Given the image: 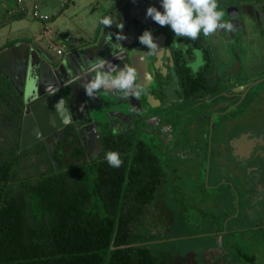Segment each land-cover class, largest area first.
Listing matches in <instances>:
<instances>
[{"label": "flooded vegetation", "instance_id": "flooded-vegetation-1", "mask_svg": "<svg viewBox=\"0 0 264 264\" xmlns=\"http://www.w3.org/2000/svg\"><path fill=\"white\" fill-rule=\"evenodd\" d=\"M259 2L264 3V0ZM241 3L237 6V14L230 11L226 3L218 5L219 10L225 12L224 21L231 23L232 29H218L208 37L201 34L195 41L188 37H175L169 26H160L144 14L142 21L135 20V28L139 29L128 37V44L118 51H113L108 56L110 58L108 63L117 68L125 65L134 66L141 83L145 82L147 76H151V80L145 84L147 93L140 98L130 96L128 99H122L113 91L101 90L104 94L97 93V96L92 97L87 103L85 96L84 101L79 98L76 106H71L66 99L65 104L69 112L66 119L69 122L64 123L63 120L60 127L58 124L54 127L49 126L44 135L38 133V137H33L26 145H22L21 140L22 120L26 107L17 91L23 102L22 108L17 109V114L9 108V114L0 118V157H6L7 148L13 144L12 133L18 125L19 115L21 135L18 153L25 148L28 149L27 154L23 156L33 166V162L38 163L41 160L45 163L50 159L47 155L50 156V151L55 148L59 149L61 155L78 148L85 159L97 157L102 151L101 138L112 132L113 128H120L121 132L138 130L141 135L143 125L148 124L150 128L153 124L165 120L161 128L163 145L162 142H152L148 135L143 138L154 145L155 150L159 146V151L167 154V158H161L166 172L170 173V177L166 176V181L168 179L175 182L180 176L177 174L178 165L174 161L177 156H169L167 150L174 145L175 134L180 136L183 133L178 124L176 127L179 118H192L195 115L200 122L199 146L193 148L187 146L189 152L182 157L186 159L190 155L195 160V167H199L197 171L200 170L202 159H205L207 169L204 178H200L199 171L197 175L194 174V179L199 176L197 179L199 184L195 188L201 193H206L205 189L209 188H222L223 200L227 203L224 211L229 214L223 221L225 228L233 218L238 219L241 216L242 208L246 204L250 205V208H246L247 214L255 219L245 227L236 228L231 225L229 230L226 228L222 231H211L210 234L219 239L220 243L226 244L228 239L227 244L234 245V238L238 232L248 234L249 231H263L264 85L260 84L264 79L257 84L254 82L264 77L249 74L252 64L244 60V55L245 48L250 42L248 37L250 31L255 30L261 35L258 42L263 46L260 39L264 36V26L260 20L261 9L252 19L248 17L245 8L246 0H242ZM262 12L264 16V10ZM259 27L261 29H258ZM145 30L152 32L154 40L159 45V49L154 52L148 51L147 46L141 44L138 39ZM196 52L202 54L204 63L194 74L189 63L195 61ZM171 119L175 121L171 122L173 121ZM167 122L173 123L174 127H168ZM73 140L74 145L69 143ZM93 142L95 145H92ZM211 167L213 176L218 178L213 184L209 182ZM168 181L157 191L161 192ZM204 185H207V188ZM173 190L174 187L171 188L170 194ZM240 201L244 205H241ZM153 204L147 208V221ZM197 207L201 208V205ZM211 222L215 224L216 220L212 218ZM226 232H230L227 234L229 238H225ZM245 237L251 238L250 234ZM222 251L231 255L225 247H222Z\"/></svg>", "mask_w": 264, "mask_h": 264}, {"label": "trees", "instance_id": "trees-1", "mask_svg": "<svg viewBox=\"0 0 264 264\" xmlns=\"http://www.w3.org/2000/svg\"><path fill=\"white\" fill-rule=\"evenodd\" d=\"M0 99L13 103L8 106L14 114L23 106L1 73ZM17 118L13 144L6 157H0V264H162L150 242L162 236H148L141 227L147 222V208L161 196L158 188L170 177L155 146L138 130L108 132L101 138L99 156L85 159L78 148L61 155L55 148L47 163L39 160L45 168L34 169L23 156L29 150L18 153L20 115ZM109 150L121 154L119 168L104 160ZM175 190L172 197L178 196ZM228 217L225 211L214 215L211 231L229 230L231 225L225 228L223 223ZM227 241L224 245L236 260L255 261L254 254ZM195 248L177 253L183 251L184 256Z\"/></svg>", "mask_w": 264, "mask_h": 264}, {"label": "crops", "instance_id": "crops-1", "mask_svg": "<svg viewBox=\"0 0 264 264\" xmlns=\"http://www.w3.org/2000/svg\"><path fill=\"white\" fill-rule=\"evenodd\" d=\"M59 2L21 0L22 8L15 12L17 0H0V73L13 84L21 97L22 93H28L26 113L22 120L21 140L24 145L31 142L33 137H38L42 130L47 131L46 128L60 124L69 116L65 104L67 100L71 106H76L79 98L83 101L86 99V103L90 101L92 97L87 96L83 88L88 76L76 79V74L95 64L101 57L106 59L113 51H118L128 44V37L139 29L135 28V20L142 21L148 6L161 7L159 0H114L110 7H105L107 5H103V0H93L95 4L91 8L92 17L88 14L90 20L84 21L78 11L70 17L73 24L71 27L72 25L63 24L61 19L68 15L70 9L76 7L77 1L71 0L66 4L67 7L60 6ZM241 2L242 0H217L218 5L226 3L228 9L236 14L237 6ZM34 4L38 5L42 14L51 16V19H37L42 24L32 29L20 22L28 16ZM245 8L248 17L253 19L257 12L264 8V3L259 0H246ZM109 16L117 17V24L123 22V28H117L115 24L104 26L100 23L103 18ZM119 32H123L124 39H118ZM58 49L62 50L61 54L57 53ZM68 55L72 61L78 62L76 72L73 66L66 62ZM52 89L57 91L50 92ZM102 93L104 94V91L99 92L100 95ZM157 206H160L159 201ZM150 222L149 219L146 225H150ZM171 225L169 223L167 227L170 228ZM222 247L214 244L204 246L199 255H203V259L209 258V264H215L218 259L219 262L221 258L224 259ZM233 258L235 259L234 256ZM234 261L233 264H238V260Z\"/></svg>", "mask_w": 264, "mask_h": 264}, {"label": "rangeland", "instance_id": "rangeland-1", "mask_svg": "<svg viewBox=\"0 0 264 264\" xmlns=\"http://www.w3.org/2000/svg\"><path fill=\"white\" fill-rule=\"evenodd\" d=\"M76 1V7L70 9L68 11V15L62 17L61 19L63 24H67L69 26L72 25L71 27H73V24H71V18L78 11L82 15V19H84V21H89L90 17H92L90 13L93 11L91 8L94 7L93 4H95L93 0ZM102 3L103 5H107L105 7H110L114 3V0H103ZM59 5L61 6L62 2H59ZM67 6L68 5H66V7ZM262 10H264V8L260 10V20H262V24L264 26V16ZM22 19L23 20L20 22V24L31 27L32 29L37 27L38 24H42L39 22V20L32 16L31 12L28 14V16H25ZM39 30L41 31L42 28L40 27ZM248 37H250V42L248 43L247 48H245L246 54L244 55V60H246L248 64H252V68L249 69V74L261 75L264 77V36H262V39H260V43H263V46H260L258 42L261 35L257 34L255 30L248 32ZM262 84L264 85V81L260 85ZM3 109H5L6 112ZM9 111L10 109L7 101H2V99H0V118L4 115L7 116ZM174 121L175 120L171 122ZM165 122V120L162 122H157L150 128L148 124L145 126L143 125L141 136L145 137L148 135L150 136L152 142H162L163 145L161 128ZM166 124H168V127H174L173 123L167 122ZM177 124L178 127L183 130V133L180 136L177 135V133L175 134V143L167 151H169V156H177V159L174 161L178 165L177 174L180 176L175 182L171 180L168 181L167 185H165L164 189L160 192L161 196L159 195L157 199L161 208L160 206H157L158 201L156 202L157 204H153L154 206L151 207V211L148 213L150 216L149 219L151 220L150 225L143 223L141 227L146 230V234L148 236L158 234L162 236L161 239L158 238L155 240H150L151 248L156 254L161 256L162 264H209V258L203 259V255H199V253H201V248L207 245H212L213 243L216 246L222 245L228 249V246H225L223 243L218 241L219 239L213 235H209V231L214 229L216 225L211 222V219L214 215H222L225 207H227V203L225 200H223L224 197L221 193L222 188L205 189L206 193H201L195 188L199 184L197 181L199 176L198 178L194 179V174L197 175V172L199 171V174L201 175L200 178L203 179L207 169L204 158L202 159V164H200V170L198 171L196 169L199 167H195V160H193L190 155H188L186 159H182V157H184L183 154L189 152L187 146L192 148L199 146L198 130L200 122L198 121L197 117H195V115H193L192 118L180 117L179 121L176 123V127ZM92 145H95V142H93ZM157 152L159 153L160 158H167L166 153L159 151V146ZM33 163L34 169H38L40 167L45 168L44 164H38L35 162ZM217 179L218 178L213 176V170L211 167L209 180L210 184L215 183ZM204 186L207 188V185ZM173 187L176 188V194L178 195L176 197H172L170 194V190ZM178 189H180V191ZM202 198L204 202L203 200L201 201ZM240 203L241 205H244L242 201H240ZM199 205H201V208L197 207ZM251 205L252 207L254 206V204ZM244 206L245 207L242 208V214L240 213L241 216H239L238 219L233 218L231 223L229 222V225H232L236 228L245 227L250 225V222L255 220L254 217L247 214L248 211L246 208H250V205L246 204ZM229 211H233V209H229ZM236 213L237 208H235V215ZM184 218L187 220L188 226H186L181 220ZM217 220H220V218ZM169 223L172 224L170 228L167 227ZM260 231L261 230H259V232L249 231L248 234H250L251 238L245 237L248 235L246 232H238L234 238V245L239 246L246 252L255 255V261L251 264H264V230L261 232ZM187 233H192L193 236L196 235L197 237L186 236L185 234ZM194 247H196L194 249L196 254L187 252L183 256V251L177 253V250L192 249ZM166 251L169 253H164ZM175 251L177 254L182 256H174ZM222 252L224 259L221 258L220 262L218 259L215 264H233L235 262L232 254H226L225 251ZM238 264H247V262H245L244 259H240Z\"/></svg>", "mask_w": 264, "mask_h": 264}, {"label": "clouds", "instance_id": "clouds-1", "mask_svg": "<svg viewBox=\"0 0 264 264\" xmlns=\"http://www.w3.org/2000/svg\"><path fill=\"white\" fill-rule=\"evenodd\" d=\"M160 8L155 5L147 7L145 15L151 18L160 26H169L175 37H188L195 41L203 36L208 37L218 29H232L231 23L224 21L225 12L219 10L217 0H159ZM117 17L103 18L100 23L104 26L115 24L117 28H123V22L117 24ZM119 40L124 39L123 32H119ZM141 44L147 46L148 51L159 49L158 43L154 40L150 30H145L138 37ZM147 51V52H148ZM196 59L189 63V67L195 74L203 66L202 54L195 53ZM91 78L83 83L85 93L89 97L97 96L101 90L113 91L122 99L130 96L140 98L147 93L145 84L151 80V76L145 78V82H139L138 71L134 66L125 65L117 68L100 58L91 66ZM54 94V93H52ZM67 119L64 123H68ZM120 128H113V135H119ZM104 160L112 168H119L123 164L121 154L115 150H109L104 154Z\"/></svg>", "mask_w": 264, "mask_h": 264}, {"label": "water", "instance_id": "water-1", "mask_svg": "<svg viewBox=\"0 0 264 264\" xmlns=\"http://www.w3.org/2000/svg\"><path fill=\"white\" fill-rule=\"evenodd\" d=\"M110 58H107V59H105L107 62H108V60H109ZM66 62H69L72 66H73V70L75 71H77V69H76V67H78L77 65H78V62L77 61H72V59H71V57L68 55L67 56V58H66ZM72 62V63H71ZM94 65V64H93ZM75 71V72H76ZM88 76V79H90L91 78V75H94V73H92L91 72V66L88 68V69H85V70H83V71H80V73H78L77 75H76V79L77 78H81L82 76ZM264 78H262V79H260V80H257V81H255L254 82V84H257L258 82H260L261 80H263ZM56 89H59V88H56ZM56 89H52V90H50V92H55V91H57ZM46 92H47V90H46ZM49 92V93H50ZM40 91L38 92V94L40 95ZM26 94H28V93H22V97L24 98L23 99V102L26 104V102L28 101L27 100V97H28V95H26ZM55 125H52V127H54ZM58 126L60 127V126H62V124H58ZM47 132V131H46ZM45 131H41V134L42 135H44L45 133H46ZM22 145H24V142H22Z\"/></svg>", "mask_w": 264, "mask_h": 264}, {"label": "built area", "instance_id": "built-area-1", "mask_svg": "<svg viewBox=\"0 0 264 264\" xmlns=\"http://www.w3.org/2000/svg\"><path fill=\"white\" fill-rule=\"evenodd\" d=\"M18 1V8L16 7L15 8V12L18 11L19 9H21V0H17ZM71 0H62V6H65L66 4H68ZM13 11V12H14ZM31 14L34 18L36 19H39V20H42V21H49L51 19V16L47 15V14H42L40 13L39 11V8H38V5L37 4H34L32 5L31 7ZM57 53L58 54H61L62 53V50L61 49H58L57 50Z\"/></svg>", "mask_w": 264, "mask_h": 264}]
</instances>
